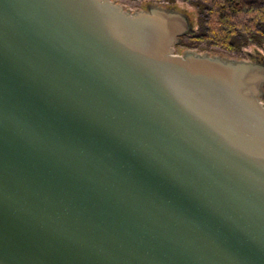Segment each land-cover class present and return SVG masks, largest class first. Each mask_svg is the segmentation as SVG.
I'll list each match as a JSON object with an SVG mask.
<instances>
[{"label": "water", "instance_id": "water-1", "mask_svg": "<svg viewBox=\"0 0 264 264\" xmlns=\"http://www.w3.org/2000/svg\"><path fill=\"white\" fill-rule=\"evenodd\" d=\"M192 35L158 3L0 0V264H264V57Z\"/></svg>", "mask_w": 264, "mask_h": 264}, {"label": "trees", "instance_id": "trees-1", "mask_svg": "<svg viewBox=\"0 0 264 264\" xmlns=\"http://www.w3.org/2000/svg\"><path fill=\"white\" fill-rule=\"evenodd\" d=\"M191 1L198 3L207 36L221 47L232 46L233 37L238 34L254 39L264 27V0Z\"/></svg>", "mask_w": 264, "mask_h": 264}, {"label": "rangeland", "instance_id": "rangeland-1", "mask_svg": "<svg viewBox=\"0 0 264 264\" xmlns=\"http://www.w3.org/2000/svg\"><path fill=\"white\" fill-rule=\"evenodd\" d=\"M253 1V0H250ZM130 8H144L147 4L158 3L165 6L176 7L189 14L195 25V35L186 37L180 46L177 47L178 53L184 50H196L198 52H209L224 54L231 57L245 59H263L264 57V27L256 34L254 39L247 38L246 35H235L232 46L221 47L207 36L206 27L203 26V17L200 15L198 3L185 0H175L166 2L165 0H119ZM231 47V48H230Z\"/></svg>", "mask_w": 264, "mask_h": 264}]
</instances>
